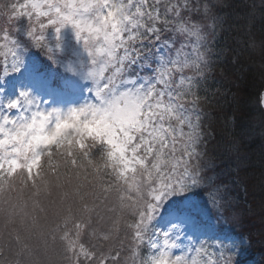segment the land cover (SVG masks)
<instances>
[{"label":"snow or ice","instance_id":"1","mask_svg":"<svg viewBox=\"0 0 264 264\" xmlns=\"http://www.w3.org/2000/svg\"><path fill=\"white\" fill-rule=\"evenodd\" d=\"M3 18L0 80L24 66V19L28 46L91 86L75 106L31 90L0 106V264H235L249 236L216 230L252 213L231 195L247 160L241 137L213 126L210 82L240 63L241 41L264 61L253 8L238 19L231 0H15ZM68 27L87 59L61 58Z\"/></svg>","mask_w":264,"mask_h":264},{"label":"trees","instance_id":"2","mask_svg":"<svg viewBox=\"0 0 264 264\" xmlns=\"http://www.w3.org/2000/svg\"><path fill=\"white\" fill-rule=\"evenodd\" d=\"M15 0H0V26L4 24L3 10L5 5ZM233 15L238 19L246 15L249 8H253L255 15V28L257 36L264 30V0H231ZM20 31L14 33V38L27 46L24 55V63L30 65L31 69H38L41 74L51 77L52 86L59 88L65 78V71L59 66L52 64L42 52L35 47L28 46L25 30L27 22L24 19L17 21ZM234 30L244 31L242 20L239 27L234 25ZM67 35L68 42L82 47L76 40L74 32L70 27L63 30ZM49 35L54 39V32L49 30ZM232 44L229 37L226 41ZM243 42L239 43L241 49L240 63L234 65L229 57L228 60L216 69V79L210 82L211 90L219 89L213 101V126L226 129L229 133H235L243 140V152L247 160V187H233L231 195L236 198L242 209H252V213H242V223L233 225L228 223V230L239 238L248 237L247 241L250 258L257 260L258 264H264V236L260 229V205L264 202V186L261 185V174L264 172V112L259 105V94L264 88V68L258 52L249 54L243 51ZM62 59H70L69 53H61ZM0 69V74H1ZM223 72V75H221ZM216 101H219L217 104ZM216 133H214L215 135ZM225 138H228L227 136ZM230 161H225L227 167ZM255 213V215H253ZM221 229L223 227L221 226ZM235 259V264H236Z\"/></svg>","mask_w":264,"mask_h":264},{"label":"rangeland","instance_id":"3","mask_svg":"<svg viewBox=\"0 0 264 264\" xmlns=\"http://www.w3.org/2000/svg\"><path fill=\"white\" fill-rule=\"evenodd\" d=\"M62 39L64 44L61 53H69L72 56L70 59L77 57L87 59V54L83 51V48L68 42L66 34H62ZM33 73L34 70L31 69L30 65L24 63V66L19 72L11 73L0 80V106L15 99L19 95L20 90H31L34 95L48 100L50 104L62 107L75 106L82 103L86 98H90L87 91L91 86L90 81H84L78 76H73L65 72V78L62 84L67 82L71 85V88L64 90L63 95H57L55 91L50 92L48 86L44 83V81H48L52 84L53 80L51 77H46L42 74L43 79L37 81ZM0 75H2V70ZM209 223L211 224L212 221L210 220ZM221 226L223 229H221ZM216 235L226 240H243V238H239L230 233L228 223L225 220L220 221V224L217 226ZM250 255L248 243L246 242L238 249L235 255L236 264H258L257 260L250 258Z\"/></svg>","mask_w":264,"mask_h":264},{"label":"water","instance_id":"4","mask_svg":"<svg viewBox=\"0 0 264 264\" xmlns=\"http://www.w3.org/2000/svg\"><path fill=\"white\" fill-rule=\"evenodd\" d=\"M260 107L262 111L264 112V89L260 93Z\"/></svg>","mask_w":264,"mask_h":264}]
</instances>
